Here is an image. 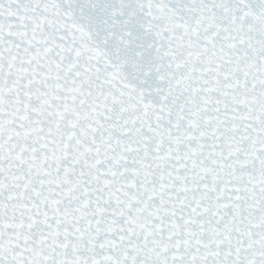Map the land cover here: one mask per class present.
<instances>
[{
  "label": "snow or ice",
  "instance_id": "obj_1",
  "mask_svg": "<svg viewBox=\"0 0 264 264\" xmlns=\"http://www.w3.org/2000/svg\"><path fill=\"white\" fill-rule=\"evenodd\" d=\"M0 264H264V0H0Z\"/></svg>",
  "mask_w": 264,
  "mask_h": 264
}]
</instances>
